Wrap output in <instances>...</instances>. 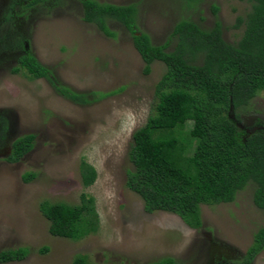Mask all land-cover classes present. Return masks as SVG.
Instances as JSON below:
<instances>
[{"label":"rangeland","instance_id":"rangeland-1","mask_svg":"<svg viewBox=\"0 0 264 264\" xmlns=\"http://www.w3.org/2000/svg\"><path fill=\"white\" fill-rule=\"evenodd\" d=\"M96 1L133 4L134 32H145L153 44L165 41L179 18L204 29L218 21L222 38L235 43L251 9L248 0ZM106 26L112 36L84 21L80 0H0V250H27L20 260L0 264H72L75 255L83 264H146L163 257L174 264H264V242L247 252L252 234L264 225V211L251 201V183L230 202L200 204L197 228L170 212H145L125 186L131 133L153 113V85L164 66L154 61L143 73L130 33L113 20ZM174 42L169 39L165 50ZM22 52L86 101L73 102L44 78L13 71ZM229 115L245 135L264 133L263 95L238 118ZM190 126L186 121L178 137ZM28 133L34 136L31 149L7 162L12 139ZM81 160L95 172L88 186L80 180ZM27 174L32 177L23 179ZM81 194L92 198L95 230L76 239L51 235L40 203L78 205Z\"/></svg>","mask_w":264,"mask_h":264},{"label":"trees","instance_id":"trees-1","mask_svg":"<svg viewBox=\"0 0 264 264\" xmlns=\"http://www.w3.org/2000/svg\"><path fill=\"white\" fill-rule=\"evenodd\" d=\"M248 1L251 9L235 43L222 38L218 21L204 29L188 18H179L167 39L153 44L145 32H134L133 4L80 0L82 19L104 35H113L107 20L126 28L143 73L149 72L154 61L164 66L153 85V113L131 133L127 154L132 169L126 170L124 184L140 197L147 213L170 212L188 227L197 228L200 204L230 202L248 183L253 185L252 203L264 211V133L258 130L245 135L229 115L232 111L238 118L251 99L260 93L264 97V0ZM171 38L173 48L165 50ZM19 69L30 78H44L73 102L86 101L84 94L56 84L50 69L28 52L18 56L13 71ZM186 121L191 126L179 138L177 131ZM33 137L28 133L16 138L5 160L18 161L31 148ZM78 171L83 186L93 182L95 172L89 164L81 160ZM31 177L27 174L23 179ZM79 200L78 205L40 203L51 235L76 239L95 230L92 198L81 194ZM263 242L264 225L252 234L247 252L253 254ZM26 253L22 246L0 250V263L20 260ZM72 264H83L82 256L75 255ZM146 264H174V260L163 257Z\"/></svg>","mask_w":264,"mask_h":264},{"label":"flooded vegetation","instance_id":"flooded-vegetation-1","mask_svg":"<svg viewBox=\"0 0 264 264\" xmlns=\"http://www.w3.org/2000/svg\"><path fill=\"white\" fill-rule=\"evenodd\" d=\"M19 55H20V54H19ZM17 58H18V57H17ZM30 134H31V133H30ZM23 135H24V134H23ZM20 136H21V135H20ZM18 137H19V136L13 138L12 141L10 142V150H11V144H12V142H13L16 138H18ZM30 149H31V148H30ZM30 149H29V150H30ZM10 150H9V153H10ZM25 153H26V152H25ZM25 153H24V154H25ZM19 159H20V158H19ZM19 159H18V160H19ZM16 162H17V161H16Z\"/></svg>","mask_w":264,"mask_h":264}]
</instances>
